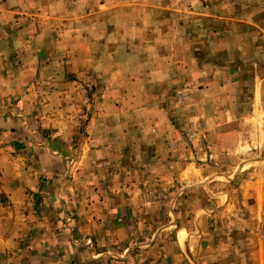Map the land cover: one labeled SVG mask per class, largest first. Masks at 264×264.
<instances>
[{
  "label": "crops",
  "instance_id": "crops-1",
  "mask_svg": "<svg viewBox=\"0 0 264 264\" xmlns=\"http://www.w3.org/2000/svg\"><path fill=\"white\" fill-rule=\"evenodd\" d=\"M49 2L0 0L8 33L0 40V264H264V163L246 151L249 140L214 133L224 161L203 174L179 148L75 141L36 110L35 66L63 59L41 37L52 25ZM100 2L99 16L118 15L115 0ZM106 49L103 63L120 64L116 48ZM142 144L160 168L121 169L122 154ZM147 177L159 178L153 188Z\"/></svg>",
  "mask_w": 264,
  "mask_h": 264
},
{
  "label": "rangeland",
  "instance_id": "rangeland-1",
  "mask_svg": "<svg viewBox=\"0 0 264 264\" xmlns=\"http://www.w3.org/2000/svg\"><path fill=\"white\" fill-rule=\"evenodd\" d=\"M100 1L48 3L52 25L41 37L63 59L35 66L36 110L75 141L135 138L171 154L179 148L203 174L224 161L215 156L214 133L249 140L246 151L264 163V0H115L116 17L99 16ZM7 35L0 18V40ZM106 46L116 48L120 64L103 63ZM150 152L132 147L119 167L156 171ZM150 179L153 188L159 178Z\"/></svg>",
  "mask_w": 264,
  "mask_h": 264
}]
</instances>
